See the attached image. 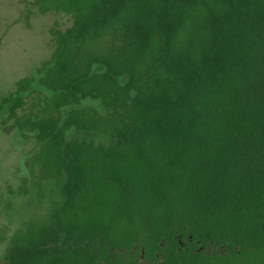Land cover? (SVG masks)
Instances as JSON below:
<instances>
[{
  "label": "trees",
  "instance_id": "1",
  "mask_svg": "<svg viewBox=\"0 0 264 264\" xmlns=\"http://www.w3.org/2000/svg\"><path fill=\"white\" fill-rule=\"evenodd\" d=\"M33 4L72 24L0 97L40 209L5 264H264V0Z\"/></svg>",
  "mask_w": 264,
  "mask_h": 264
},
{
  "label": "rangeland",
  "instance_id": "2",
  "mask_svg": "<svg viewBox=\"0 0 264 264\" xmlns=\"http://www.w3.org/2000/svg\"><path fill=\"white\" fill-rule=\"evenodd\" d=\"M71 24L69 14L39 13L33 0H0V97L51 56L54 30ZM85 103L98 104L91 99ZM5 117L0 111V264L6 262L10 235L40 211L30 172L35 140L24 138Z\"/></svg>",
  "mask_w": 264,
  "mask_h": 264
}]
</instances>
